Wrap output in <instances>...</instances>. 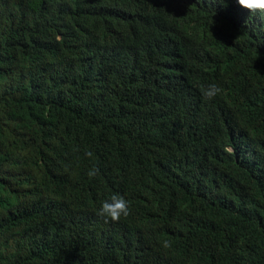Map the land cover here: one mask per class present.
<instances>
[{
  "label": "trees",
  "instance_id": "16d2710c",
  "mask_svg": "<svg viewBox=\"0 0 264 264\" xmlns=\"http://www.w3.org/2000/svg\"><path fill=\"white\" fill-rule=\"evenodd\" d=\"M0 264H264L261 14L0 0Z\"/></svg>",
  "mask_w": 264,
  "mask_h": 264
},
{
  "label": "clouds",
  "instance_id": "9594fccd",
  "mask_svg": "<svg viewBox=\"0 0 264 264\" xmlns=\"http://www.w3.org/2000/svg\"><path fill=\"white\" fill-rule=\"evenodd\" d=\"M241 7L248 10L250 13L259 12L264 18V0H238ZM220 88L215 84L209 85L206 89L202 90V94L208 98L212 99L220 93ZM91 156V153H87ZM99 173V168H93L88 172L89 178H94ZM130 214L129 202L120 194H113L111 196L110 202L105 201L102 204L98 215L101 217L110 218L111 221L118 222L121 217H127ZM107 222V220L105 221ZM165 246H168L167 244Z\"/></svg>",
  "mask_w": 264,
  "mask_h": 264
}]
</instances>
